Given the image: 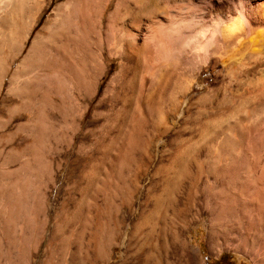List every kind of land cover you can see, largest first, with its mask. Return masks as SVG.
<instances>
[{
	"label": "rangeland",
	"instance_id": "1",
	"mask_svg": "<svg viewBox=\"0 0 264 264\" xmlns=\"http://www.w3.org/2000/svg\"><path fill=\"white\" fill-rule=\"evenodd\" d=\"M130 2L144 16L164 8ZM145 38L141 62L107 49L101 74L80 57L71 62L60 86L79 120L65 142H49L51 178H0V264H264V230L250 235L261 263L244 244L246 210L252 220L264 212V195L255 196L264 185V53L241 57L245 40H232L162 61ZM29 45L7 60L0 106ZM85 73L97 77L90 96L76 84ZM13 195L23 197L19 212L8 205Z\"/></svg>",
	"mask_w": 264,
	"mask_h": 264
},
{
	"label": "bare ground",
	"instance_id": "2",
	"mask_svg": "<svg viewBox=\"0 0 264 264\" xmlns=\"http://www.w3.org/2000/svg\"><path fill=\"white\" fill-rule=\"evenodd\" d=\"M198 2L163 0L164 8L160 13L156 11L144 16L143 7L130 0H0V82L7 74L6 67H11L7 64L10 54L15 53L11 56L15 59L30 44L9 80L7 97L0 106V178L15 173L20 178H51L49 142L55 141L56 146L65 142L69 128L77 126L79 120L78 106L65 102L66 91L63 92L64 87L60 86L66 73L73 72L71 66L74 63L71 65V62L77 57L82 64L99 70V74L107 60H102L106 49L109 55H118L121 51L126 61L134 53L141 62L148 47L145 38L148 34L159 47L162 61L175 59L179 52H193L205 46L213 51L232 40H245L237 49V55L241 57L246 52L264 53V0H219L216 1L219 5L212 4L211 7H199ZM49 7L43 25L33 34ZM137 36L143 39L140 45ZM192 37L195 41H190ZM96 78L86 73L78 76V91L90 96ZM114 79L115 76L109 84ZM13 161L19 162V166L10 172L7 166ZM262 195L264 185L255 191L257 198ZM8 201L12 210L19 212L23 206V197L9 196ZM250 210H246L244 219L245 249L261 263L260 248L251 250L250 235L260 239L264 212L256 208V219L252 220ZM3 230L7 232L6 227Z\"/></svg>",
	"mask_w": 264,
	"mask_h": 264
}]
</instances>
